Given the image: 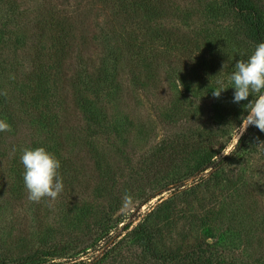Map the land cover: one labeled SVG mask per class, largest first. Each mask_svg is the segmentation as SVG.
Segmentation results:
<instances>
[{"label":"rangeland","instance_id":"1","mask_svg":"<svg viewBox=\"0 0 264 264\" xmlns=\"http://www.w3.org/2000/svg\"><path fill=\"white\" fill-rule=\"evenodd\" d=\"M162 2L158 19H125L121 0H0V98L16 118L0 132V264H264V152L259 144L220 162L247 102L232 103L231 87L211 95L255 48L247 19L229 0ZM257 9L264 22V0ZM60 40L62 70L36 83L39 61H59ZM139 42L135 59L125 48ZM107 63L105 90L85 91L101 108L93 122L75 108L72 82ZM36 146L61 161L55 199L27 197L20 154ZM137 224L149 243L130 232Z\"/></svg>","mask_w":264,"mask_h":264},{"label":"trees","instance_id":"2","mask_svg":"<svg viewBox=\"0 0 264 264\" xmlns=\"http://www.w3.org/2000/svg\"><path fill=\"white\" fill-rule=\"evenodd\" d=\"M231 2V5L238 10V14H240L243 17V20L247 19L248 23V30L249 34L251 35V38L253 39V45L256 46L260 42H264V22L262 21L260 11L257 9V3L259 0H229ZM123 4L121 5V10L123 11L124 7L127 9L126 14L129 15H124V18L127 19V16H130L132 19H135V16L137 14L138 17H140V13L143 11L145 14L148 13L150 16L154 19H158L161 17V14L164 13V7L162 6V0H121ZM132 6H134V13L132 11ZM14 8V5L12 6ZM211 9V8H210ZM166 37H169L167 35ZM149 41V40H148ZM140 44H136V49L131 50V48L127 47L125 48L126 51H129L130 53L135 54V59L139 58L140 53H141V46L144 45L143 43L139 42ZM59 45L61 46V50L59 51L60 53L56 52L58 54V60L60 61H52L50 65H47L49 62L44 63L42 61H39V67L44 69L45 72L39 73L38 74V79L36 83H40L46 80L45 77L51 76L52 73L54 75H58L60 72V69L62 70L61 67V62L63 61L64 57L67 55V51L64 49V44L63 40L59 41ZM124 49V51H125ZM63 57V58H62ZM117 57L116 52H114L113 59H116ZM138 62V61H137ZM110 63V62H109ZM109 63H107L108 67L104 65L100 69V74L99 75H92L89 76L87 79L82 78V76H77L80 77V82L84 84V88H81L80 82H72V88H74L75 95L73 98V103L75 105L76 109H79L81 112L87 115V117L93 121L96 122V116L94 114H97L100 112L101 108L98 106L97 102L93 99L88 98V94L85 91H90L94 90L100 91V90H105L103 85H108L110 81H112L114 77V70L113 66H110ZM139 64L141 67H145L147 71L150 72V63L147 62L144 58H142V61H139ZM212 70H215V65L212 66ZM108 73H111L108 75ZM43 74V75H42ZM41 88V86L39 87ZM38 88V89H39ZM36 90V93L34 95L31 94V99L32 101H35L36 97L39 96L38 94L40 93V89ZM0 103L3 106L1 108V114L3 113L4 117L8 120L9 124L12 123L14 126L16 123V118L15 114L13 111H11L10 108V101L6 99L5 96L3 98H0ZM51 104L44 103L41 106V111L42 114L40 117H42L45 121L43 122L44 126H49L50 130L52 129V132L55 133L57 125L53 124L52 120V113H51ZM40 120V119H39ZM48 128V129H49ZM255 126H248L246 131L243 133V135L240 136L238 142L236 143L234 149L231 151V153L225 157H222L220 159V162H224L226 158L228 159H233V158H238V156L245 155L246 153L250 152L251 150H255L256 146H258L259 141H264V132H260V130H254ZM190 146L194 147L197 145L196 142L189 141ZM264 152V144H261V148ZM179 155V151H173L171 154L166 155L168 158L175 159L176 156ZM208 159H211V156L208 157ZM207 166L201 168L205 169ZM188 177V176H187ZM186 178V177H185ZM180 180V179H179ZM130 232H133L137 235H139L144 241L149 243L151 239V234L150 231L147 229H144L141 224H137ZM155 251V250H154ZM160 251H164L160 250ZM155 253L156 257L159 259L161 258V252ZM169 251L164 253V258L169 257ZM226 258H218L215 262H205L202 261V264H236L232 260L227 261L225 260ZM165 260V259H164ZM199 260L192 261V264H198ZM1 264H10L7 261H1ZM182 264H186L183 262ZM188 264H191V262H188Z\"/></svg>","mask_w":264,"mask_h":264},{"label":"clouds","instance_id":"3","mask_svg":"<svg viewBox=\"0 0 264 264\" xmlns=\"http://www.w3.org/2000/svg\"><path fill=\"white\" fill-rule=\"evenodd\" d=\"M228 66L223 62L219 71ZM218 71V72H219ZM211 90L214 98H219L222 91L233 89L232 103L247 102L246 115L235 128L237 140L248 126H255L264 132V42L258 43L247 59L236 60L228 74V84L218 77ZM255 94L254 99L250 96ZM199 103V102H198ZM6 119L0 118V132L11 131ZM258 144H264L259 141ZM17 148L12 146V153ZM20 162L23 165V183L30 201L38 202L44 197L55 199L63 191V181L59 173L61 161L44 146L24 147L21 150Z\"/></svg>","mask_w":264,"mask_h":264}]
</instances>
